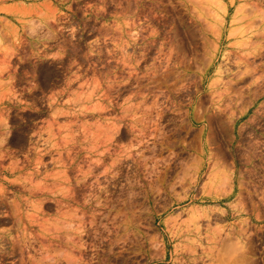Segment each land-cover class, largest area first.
<instances>
[{"label":"rangeland","instance_id":"374dc122","mask_svg":"<svg viewBox=\"0 0 264 264\" xmlns=\"http://www.w3.org/2000/svg\"><path fill=\"white\" fill-rule=\"evenodd\" d=\"M0 264H264V0H0Z\"/></svg>","mask_w":264,"mask_h":264}]
</instances>
